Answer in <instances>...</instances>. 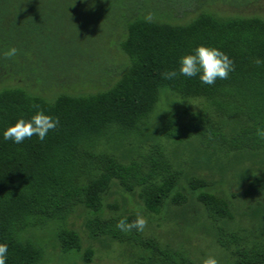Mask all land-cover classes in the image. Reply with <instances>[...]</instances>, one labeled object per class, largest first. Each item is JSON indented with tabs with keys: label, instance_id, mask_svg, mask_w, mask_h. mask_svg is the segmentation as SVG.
Returning <instances> with one entry per match:
<instances>
[{
	"label": "trees",
	"instance_id": "1",
	"mask_svg": "<svg viewBox=\"0 0 264 264\" xmlns=\"http://www.w3.org/2000/svg\"><path fill=\"white\" fill-rule=\"evenodd\" d=\"M205 1L0 0V79L24 70L27 79L47 88L67 84L86 54L78 39L94 19L123 22L119 49L128 60L118 79L95 93L61 92L47 98L22 87L0 90V243L8 245L5 264H40L44 249L25 235L54 224L59 225L54 236L61 251L81 254V236L64 225L78 209L90 215L86 226L93 238L137 250L131 264H188L156 238L115 227L121 217L131 221L137 214L106 217L104 212L113 187L138 194L150 214L187 203L182 192L186 175L169 155L168 144L197 142L208 160L213 154L261 157V169L244 194L264 198V142L255 136L256 127L264 125V19L207 11L183 24L153 17L167 11L185 15ZM197 44L217 47L231 59L228 77L212 85L179 74L164 79L162 74L178 69V58ZM10 48L16 49L11 57L5 55ZM162 89L179 100L180 109L162 116L160 140L150 138L146 149L131 150L129 157L113 153L126 145L127 137L148 128ZM198 100L205 104L195 109L190 102ZM35 106L55 117L57 127L44 140L33 135L20 144L4 141L3 130L20 117L27 119ZM186 183L216 225L224 264H264V229L249 234L230 229L233 214L227 198L204 178L188 177ZM93 253L84 252L85 264Z\"/></svg>",
	"mask_w": 264,
	"mask_h": 264
},
{
	"label": "rangeland",
	"instance_id": "2",
	"mask_svg": "<svg viewBox=\"0 0 264 264\" xmlns=\"http://www.w3.org/2000/svg\"><path fill=\"white\" fill-rule=\"evenodd\" d=\"M209 12L221 17H260L264 19V0H207L194 12L174 14L167 11L153 16L157 20L172 23H187L200 12ZM124 34L123 22L91 20L82 30L79 42L86 54L76 68L75 74L68 77L65 85L43 86L40 82L26 78L25 71L15 75L8 73L0 79V90L4 87H22L31 93L52 98L61 92L71 94L95 93L115 82L128 66V60L119 49V41ZM90 49V50H88ZM160 101L153 114L150 125L140 136L127 137L124 147L111 151L118 156L129 157L131 150L143 151L153 138H159L162 116L169 111L180 109L179 100L168 89L160 91ZM203 100L192 101L190 105L199 109ZM151 138V139H150ZM200 144H168V153L186 177L182 180V192L188 197L184 205H167L159 214L148 213L138 194L123 192L113 187L106 197L104 212L106 217L117 214L134 213L144 217L146 223L142 230L145 238L154 237L170 250L181 253L188 264H202L208 256L224 264L226 253L215 241L216 225L205 215L203 206L197 202L196 192L189 190L186 178L196 177L208 180L213 190L223 195L231 203L233 219L230 229L249 234L264 229V198H247L244 194L252 175L261 169L263 159L213 154L208 160L201 155ZM90 215L84 209L76 210L66 221L65 226L79 233L82 240V253L76 256L64 254L55 239L59 225H49L44 229L30 230L25 237L32 239L44 249V259L40 264H85L83 254L87 249L94 251L88 264H131L135 261L137 250L118 244L108 238H93L86 226Z\"/></svg>",
	"mask_w": 264,
	"mask_h": 264
},
{
	"label": "clouds",
	"instance_id": "3",
	"mask_svg": "<svg viewBox=\"0 0 264 264\" xmlns=\"http://www.w3.org/2000/svg\"><path fill=\"white\" fill-rule=\"evenodd\" d=\"M15 54V48H10L5 53L9 57ZM257 63L259 64L260 61L257 60ZM232 70V61L224 52L208 44H197L188 53L178 58V69L167 71L162 76L164 79H172L178 74L187 78L196 77L201 84L212 85L217 79H226ZM35 107L36 111L27 119L20 117L3 130L4 141L11 140L14 144H20L33 135L38 140H44L50 130L57 127L58 120L55 117L46 114L38 106ZM255 136L258 141L264 142V125L256 127ZM145 223L144 217L140 215L131 221L127 217H121L116 221L115 227L124 233L133 229L140 232L144 229ZM7 253L8 245L0 243V264H5ZM202 264H217V261L214 257L208 256Z\"/></svg>",
	"mask_w": 264,
	"mask_h": 264
}]
</instances>
